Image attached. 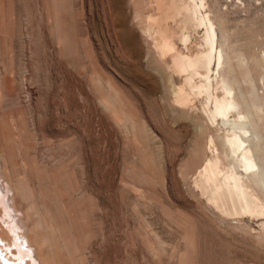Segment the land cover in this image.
<instances>
[{"label":"rangeland","instance_id":"rangeland-1","mask_svg":"<svg viewBox=\"0 0 264 264\" xmlns=\"http://www.w3.org/2000/svg\"><path fill=\"white\" fill-rule=\"evenodd\" d=\"M208 2L264 156V0ZM131 26L132 54L105 0H0L9 258L23 246L35 264H264V218L223 214L197 184L216 154L211 137L224 153L221 124L204 115L203 95L185 109L175 102L171 59ZM202 35L192 31L191 50ZM244 177L263 201L264 183Z\"/></svg>","mask_w":264,"mask_h":264},{"label":"bare ground","instance_id":"bare-ground-1","mask_svg":"<svg viewBox=\"0 0 264 264\" xmlns=\"http://www.w3.org/2000/svg\"><path fill=\"white\" fill-rule=\"evenodd\" d=\"M207 2L208 0H129L127 5L124 0H105L114 34L119 37L122 48L131 54L137 53L136 33L131 24L140 27L144 34L155 40L160 56L164 60L171 59L168 69L172 74L182 79L180 85H177L172 76L169 78L175 102L185 109L191 106L194 99L203 95L205 114H202L208 117L211 124H221L220 127L224 130V136L221 137L224 153L221 156L216 140L211 137L209 145L216 154L205 162L197 181L204 196L227 216L264 218V200L259 194L256 195L255 190H250L244 177L251 173L253 181L258 182L257 186L260 181L264 183V156L258 152L256 143V139L260 142V135L245 104L236 94L231 79L234 68L229 66L231 57L220 38L213 10ZM126 9H129L131 16L126 14ZM122 29L126 32H120ZM192 31L203 33L196 51L190 48ZM231 153L234 155L233 164L226 166L223 158H230ZM14 221L16 224V220ZM3 226L8 229L6 224ZM5 229L0 225L3 244L0 247V264H35L32 252L28 255L30 260L27 262V255L21 250L23 246L18 249V255H14L16 258H9L10 251L5 245V239L11 241V233Z\"/></svg>","mask_w":264,"mask_h":264}]
</instances>
